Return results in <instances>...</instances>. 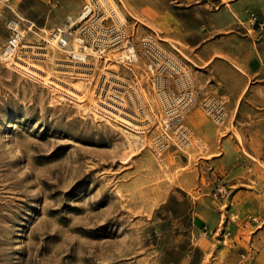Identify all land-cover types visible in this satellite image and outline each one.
I'll return each mask as SVG.
<instances>
[{
    "label": "rangeland",
    "instance_id": "rangeland-1",
    "mask_svg": "<svg viewBox=\"0 0 264 264\" xmlns=\"http://www.w3.org/2000/svg\"><path fill=\"white\" fill-rule=\"evenodd\" d=\"M86 1L0 0V264H264V0H201L184 26L175 0H116L130 65L72 58ZM13 19L39 77L1 58ZM162 127L188 147L153 149Z\"/></svg>",
    "mask_w": 264,
    "mask_h": 264
},
{
    "label": "built area",
    "instance_id": "built-area-1",
    "mask_svg": "<svg viewBox=\"0 0 264 264\" xmlns=\"http://www.w3.org/2000/svg\"><path fill=\"white\" fill-rule=\"evenodd\" d=\"M248 18L251 26L256 25L260 31L263 30L264 22L260 21L254 13H250ZM70 21L67 23L68 26L57 29V35L60 38L58 43L63 47H69L67 42L71 33H68L67 30H70V24L72 26L74 24L76 30L79 31L75 40L78 42L76 43L80 46L81 51L71 53V56L77 63H84L88 58L89 54L87 55L85 51H91L105 59L109 49L115 47H120L122 50L119 56L122 63L130 65L135 62L136 46L125 30L122 14L117 11L116 0H87L73 24ZM107 22H109V26H106ZM8 29L10 34L2 54L6 55V49H8L11 51L10 55H15L21 39L19 21L17 19L11 20ZM140 48L142 53L144 52V56L148 58L149 63L150 61L151 64L153 62L154 66L158 67L159 62L165 59L162 52L164 49L150 36H142ZM167 64L169 69L174 68V64L170 61H167ZM211 113L217 117L220 114V112Z\"/></svg>",
    "mask_w": 264,
    "mask_h": 264
},
{
    "label": "bare ground",
    "instance_id": "bare-ground-1",
    "mask_svg": "<svg viewBox=\"0 0 264 264\" xmlns=\"http://www.w3.org/2000/svg\"><path fill=\"white\" fill-rule=\"evenodd\" d=\"M20 34H21V38H24V36H25V31L24 32H20ZM58 39H60L59 37H58V35H54V37L51 39V40H46V43H48L49 45H52V46H54L55 48H56V46L58 47ZM21 40V39H20ZM52 42V43H51ZM76 42L77 41H75V44H76ZM78 43V42H77ZM78 45L76 44V46L75 47H77ZM6 52H7V54L5 55V54H2L1 55V58H2V60L4 61V63L5 64H8V66H11V65H13V67L16 69V68H18L19 70H20V72H22V73H25L26 75H28L29 77H31V78H34V77H36L37 75L35 74V71L34 70H39V69H37L36 67H34V65H29L26 61H23V66L22 65H20V64H18V63H16V62H14V59H13V55H10L11 54V51L10 50H8V49H6ZM13 56V57H12ZM24 60V59H23ZM35 74V75H34ZM39 76H41V75H38V77ZM41 78H43L42 79V82H44V84L45 85H48V84H51V81L50 80H48V78H46V77H41ZM50 81V82H49ZM55 88H58V85H56L55 84V86H54ZM73 94V95H72ZM75 93L74 92H70V94L69 95H71L73 98H75L76 100H77V98L78 97H75V95H74ZM80 99V98H79ZM118 120V119H117ZM124 124H126L130 129H133L136 133H140V131H138V127H133V125H131L130 124V122H128V121H126V119H120ZM133 124V123H132ZM189 128V127H188ZM146 130V129H145ZM144 131V130H143ZM162 131H163V135H166V137H167V139H168V142H164V140H162V138L161 139H158V140H156V141H154V142H149V145L153 148V149H156V150H162L163 148H165V146H168V145H170V143L172 142H175V145L176 146H180L181 148H183V149H185V148H187L188 146V144H189V142H185L186 141V139H185V137H186V135L188 134V132L187 131H185V130H183V131H179V130H177V133L178 134H175V133H173L172 135L170 134V133H167V130L165 129V127H162V129H160V131L159 132H161L162 133ZM142 132V131H141ZM143 133V132H142ZM141 133V134H142ZM175 134V135H174ZM136 135V134H135ZM141 137V136H140ZM179 139V140H178ZM128 140H130V139H128ZM142 142H143V140H141ZM130 142H132V141H130ZM182 149V150H183Z\"/></svg>",
    "mask_w": 264,
    "mask_h": 264
},
{
    "label": "crops",
    "instance_id": "crops-1",
    "mask_svg": "<svg viewBox=\"0 0 264 264\" xmlns=\"http://www.w3.org/2000/svg\"><path fill=\"white\" fill-rule=\"evenodd\" d=\"M199 2H201V0H175L176 6L173 7V11L180 12V14H181V17H179L180 24H183L184 21L187 20L185 13L183 11L192 12L195 9V7L197 6L196 4H198ZM160 14H162V13L160 12ZM183 26H184V24H183ZM171 27H172V29L174 28V26H171ZM181 28H182L181 30H188L186 27H181ZM196 30H199V29H196ZM209 31L210 30H207V32H209ZM211 64H212L211 65L212 67L223 66V65H226L229 67V65L226 62H224L223 60L215 59V58L212 60Z\"/></svg>",
    "mask_w": 264,
    "mask_h": 264
}]
</instances>
